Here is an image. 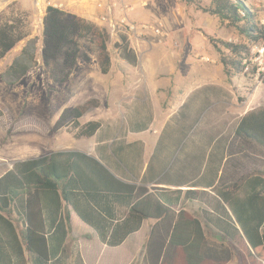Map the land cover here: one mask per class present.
<instances>
[{
	"label": "crops",
	"instance_id": "crops-1",
	"mask_svg": "<svg viewBox=\"0 0 264 264\" xmlns=\"http://www.w3.org/2000/svg\"><path fill=\"white\" fill-rule=\"evenodd\" d=\"M12 1L21 0H5L2 10ZM53 1L63 3L64 10L102 25L98 21L102 10L97 4L107 0ZM109 1L137 4L133 15L136 20L164 21L158 17L164 14L155 13L154 0ZM142 2L147 5L142 6ZM46 10L47 7L43 6V12H39L35 0H32L30 13L34 17L33 26L35 28L38 20L41 21L42 39ZM165 11L169 15V9ZM186 27L182 22L175 28L168 25V30L172 29L174 34V37H170L179 42L178 47L160 44L156 39L142 40L137 44L131 42L138 54L136 66L119 57L113 59L109 73L103 74L99 63H95L98 72L94 75L86 73L83 83L94 90L96 97L93 99L99 101L89 121H100V129L91 137L77 138L71 133L65 134V127L55 136V124L48 128L43 119L33 118V124L29 125L38 130L41 128L37 123L40 126L44 124L46 132L33 131L29 138H15L12 168L16 163L59 151L81 152L101 163L122 183L135 187L139 195L152 194L176 213L184 210L201 220L214 250L219 245H228L224 241L217 244L212 240L215 237L238 244L227 239V231L233 232L239 241L241 239V227L218 191L239 182L245 175L241 173V147L247 151L253 145L245 141L241 144V137L236 133L241 121V104L235 98L237 90L234 83L228 82L223 64L217 63L209 56L210 53L202 51L207 48L213 52L210 40L205 35L198 41L192 40L191 31L194 28L190 26L187 35ZM35 35L37 32L33 30L31 37ZM25 44L26 41H22L18 46L22 50ZM193 55L210 57L212 62L195 60ZM184 62L187 68H183ZM40 71L43 68L30 71L28 75ZM74 75L75 70L70 79ZM199 78H203L205 83L199 84ZM215 80L218 82L216 88L212 84L207 85L208 81L214 83ZM49 87H53L52 79ZM215 99L222 100L221 111L210 117L207 115L201 121L198 114ZM188 104L190 107L185 115L174 121V113ZM122 115L125 117L124 124ZM19 128L22 135V127ZM232 156L234 159L230 160ZM125 196L120 199L103 196L95 204L101 212L103 223L104 218L113 221V225L126 219L134 199ZM11 213L21 233L25 223L18 202L11 207ZM44 216L49 260L26 251L21 256L13 257V264H155L158 260L162 262L168 248V243L164 246L159 242L165 236V227L162 222L158 223V219H145L141 228L128 235L123 243L109 246L100 240L96 229L65 202L60 210L48 209ZM229 253L232 263L237 264L234 250Z\"/></svg>",
	"mask_w": 264,
	"mask_h": 264
},
{
	"label": "trees",
	"instance_id": "trees-1",
	"mask_svg": "<svg viewBox=\"0 0 264 264\" xmlns=\"http://www.w3.org/2000/svg\"><path fill=\"white\" fill-rule=\"evenodd\" d=\"M197 8L221 24L235 28L249 42L263 37L256 12L243 0H211L208 5H198ZM32 34L31 14L16 8V3L0 12V62L26 41L13 63L1 74V79L10 86L20 83L39 65L41 39L31 37ZM110 39L111 31L107 26L64 9L49 7L44 18L41 59L57 84L69 81L85 49L95 53L101 72L107 74L113 65ZM209 40L221 54L220 62L226 75L241 73L239 58L247 44L217 40L212 36ZM115 49L129 64H138V54L126 35H120ZM84 57L89 59L87 54ZM98 103V100L91 99L65 110L53 131L73 126L78 129L77 138L93 136L100 129L101 122L81 124L80 119ZM2 116L0 110V124L9 131ZM236 133L243 141L264 151V107L248 111ZM125 195L134 199L126 219L113 225V221L104 218L103 223L95 204L103 196L120 199ZM218 195L232 210L255 257L264 262V169L242 176L239 182L219 190ZM16 202L23 210L25 228L21 233L11 213ZM64 202L94 227L100 240L109 246L123 243L128 235L141 228L145 219L160 220L158 223L164 224L165 236L159 242L164 246L168 243V248L162 262L158 260L155 264H234L229 253H233L234 246L222 244L213 250L201 220L184 210L176 213L152 194L139 195L135 187L122 183L101 163L77 151H59L16 163L0 178V264H13V257L26 251L49 260L44 213L48 209L60 210ZM234 254L239 256V264H250L242 251Z\"/></svg>",
	"mask_w": 264,
	"mask_h": 264
},
{
	"label": "rangeland",
	"instance_id": "rangeland-1",
	"mask_svg": "<svg viewBox=\"0 0 264 264\" xmlns=\"http://www.w3.org/2000/svg\"><path fill=\"white\" fill-rule=\"evenodd\" d=\"M210 1L211 0H154L157 9H155L157 11L155 13L160 14L161 12L165 15H158V17L162 18L165 21H163L165 26L167 24L166 30H168V25L169 27L175 28L179 22H182L184 27L185 25H187L186 34L188 35L189 27L193 26L194 31H191L193 33L191 35V39L194 41L202 39L203 35H205L207 39H209V36H212L217 40H225L233 43L242 42L247 44L249 42L247 38L241 35L235 28L221 24L218 19L210 16L207 13H204L197 8L198 5H208ZM243 1L247 4V6H249L256 12L258 20L264 17V0ZM15 3L16 8L30 13L32 0L12 1L3 10H5L9 5ZM167 9H169V15H166L167 13H165V10ZM3 10L0 9V12H2ZM31 18L32 21H34V17L32 14ZM41 26L42 23L40 20H38L35 28L33 26V30H36L37 32V35L35 36L40 37V39L42 40L40 36L42 34ZM168 31L170 36L174 37L172 29ZM118 41L119 37L113 36L111 34L109 49L111 52L112 60L120 57L118 51L115 49V43ZM39 47V65L33 70L43 68V71H40L38 74L32 73L28 75V73L20 83L14 86H10L4 83L0 78V110H2V119L7 125V128H9L8 131L0 124V175H2L6 170L12 168L13 161L15 159L14 145L16 137L22 139L29 138V135L33 131H39L45 134L46 130L44 124L40 126V123L38 122L37 125L41 128H38V130L34 126L29 125L30 123L33 124V122L31 121L33 118L43 119V121L49 128L59 120L60 116L65 110H70L79 105L85 104L89 100L96 97V93L94 92V90L83 83L86 73L94 75L98 72L95 65V63H98V61L94 52H88V50L85 49L84 56L85 54H87L89 59L87 60L84 56H81L78 59L77 66L74 69V77L66 83L57 84L52 79L51 73L45 67L41 59V48H43L41 47V43L39 44ZM16 48L18 49L12 52L6 60L4 59L0 62L1 74L13 63V57H16L21 52L20 46H17ZM202 51L210 53L209 56L216 59L217 63L220 62L221 54L219 50H217L214 46L212 53L207 48L203 49ZM193 59L198 60L199 57L193 55ZM212 64L216 65L215 63ZM183 68H187L185 62L183 64ZM51 79L53 80L52 88L49 87ZM202 79H198L199 84L205 83V81ZM227 80L230 83L233 82L235 90H237V92L235 93V98H237L239 104H241V119L243 115L249 110L264 107V87L256 88V86L251 84L249 80L245 79L241 73H236L233 76H227ZM208 84H212L214 88H216L215 85H217L218 82L216 81L214 83H210V81H208L207 85ZM221 102V99H215L212 101L211 105L208 104L207 106H205L198 114L201 121L204 120L207 115L208 117H210L213 113L215 115L218 111H221L223 105ZM189 107L190 106L188 104L187 107L178 109L174 113L173 120L178 121L181 117H183L189 110ZM96 110L97 106L91 108L88 114L80 119V123H87L90 117L95 114ZM121 121L124 124L125 117L124 120L121 119ZM19 126L22 127V135L19 133V129L17 131H13L15 130V128H19ZM77 132L78 129H75L73 126L66 127V131H64L65 134L71 133L75 137V134ZM55 133L56 132H54V134ZM55 136H57V134H55ZM243 142L244 141L241 139V144ZM232 159H234L233 156L230 158V160ZM215 160H218V158L215 157ZM225 163L226 161L224 162V166ZM263 169L264 151L257 146L254 147V145L251 146L247 151L245 149L243 150L241 147V173H245V175H251L259 173L263 171ZM226 236L227 239L238 243L237 245L241 248V251L248 258L251 264H264L263 261L255 257L246 239L243 237L242 232L240 241L237 236H235V234L231 231H227ZM212 240L217 241V244H221L222 241L227 242L226 244H228V246H234L235 249L233 250L235 253L240 252L237 245L231 243L230 241H227L223 237H215ZM102 255H104V253H102ZM104 256H108V254ZM234 258L235 262L239 264V256L235 255Z\"/></svg>",
	"mask_w": 264,
	"mask_h": 264
},
{
	"label": "built area",
	"instance_id": "built-area-1",
	"mask_svg": "<svg viewBox=\"0 0 264 264\" xmlns=\"http://www.w3.org/2000/svg\"><path fill=\"white\" fill-rule=\"evenodd\" d=\"M5 0H0V9H2ZM36 8L43 12V6L64 9V4L53 0H35ZM146 6V2L141 3ZM97 7L102 10L98 21L107 26L111 34L120 37L126 35L130 42L135 44L142 40L156 39L160 44L178 47L179 42L172 39L166 30L162 21L136 20L133 18L138 6L135 3L124 1H100ZM47 11V10H46ZM259 25L263 30V37L259 41L247 43V49L241 54V74L245 79L256 86L264 87V17L259 20ZM237 43V42H236ZM199 59L204 62H212L207 56H200Z\"/></svg>",
	"mask_w": 264,
	"mask_h": 264
}]
</instances>
